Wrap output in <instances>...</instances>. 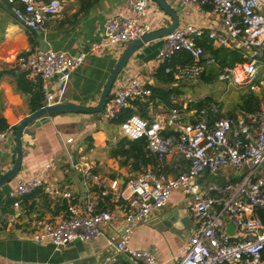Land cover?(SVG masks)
Instances as JSON below:
<instances>
[{
	"label": "built area",
	"instance_id": "1",
	"mask_svg": "<svg viewBox=\"0 0 264 264\" xmlns=\"http://www.w3.org/2000/svg\"><path fill=\"white\" fill-rule=\"evenodd\" d=\"M148 2L126 0L131 14L107 18L103 36L89 50L107 53L152 31L151 23L145 20ZM180 2L211 8L220 18L222 31L204 30L191 23L178 25L163 38L157 53L164 73L176 80L194 82L209 67H218L216 57L199 43L202 38L212 48L238 49L244 52L245 60L230 68H218L216 75L230 86L253 93L258 99L256 109L228 112L211 101L199 108L173 106L166 115L153 119L130 115L117 124L120 136L144 138L145 148L157 164L141 167L123 186L107 173L82 169L87 194L79 202L74 201L67 184H53L39 175L20 181L9 192L14 207L19 206L22 196L38 188L67 202L64 217L33 220L32 239L36 243L49 242L59 249L75 241L88 242L107 224L119 222L121 235L109 241L115 251L103 256L98 264L116 262V254L126 255L132 263L164 264L152 252L129 246L128 241L138 222L164 207L174 190H181L186 197L185 209L198 227L187 238L178 264H261L264 221L257 211L264 210V0ZM7 3L14 19L31 31L43 30L45 23L63 8L61 0ZM177 53H186L190 59L176 63ZM84 56H74L64 49L34 47L19 54L16 63L38 81L45 106L54 103L50 81L55 77L61 83L66 81ZM151 96L152 90L145 82L129 77L110 92L100 114L105 120L115 119L132 102L149 103ZM11 132L9 127H0V141ZM217 176L221 178L213 179ZM92 187L96 188L95 197L90 193ZM98 198H116V207H99ZM16 221L14 213L0 214V226ZM229 223L234 226L231 234L226 231Z\"/></svg>",
	"mask_w": 264,
	"mask_h": 264
},
{
	"label": "crops",
	"instance_id": "2",
	"mask_svg": "<svg viewBox=\"0 0 264 264\" xmlns=\"http://www.w3.org/2000/svg\"><path fill=\"white\" fill-rule=\"evenodd\" d=\"M61 1L62 10L45 23L43 30L38 31L44 32V40L50 46L49 49H64L74 56L79 54L85 56L70 72L66 81L61 83L57 77L50 81L53 102L94 106L99 101L113 66L127 45L103 54L91 52L90 45L98 42L103 36L107 18L119 13H131L126 0H92L89 8L77 15V9L85 3L83 0ZM167 1L178 12L179 25L191 23L204 30L222 31L220 18L211 8L183 5L180 0ZM145 20L151 23L154 30L163 27L164 21H171V18L154 0H149ZM39 40L37 31L26 29L14 19L7 0H0V115L9 128L17 125L25 116L33 112L30 97L37 90L38 81L27 76L26 71L17 65L16 58L34 47H40ZM162 43L163 38L148 42L137 49L111 89V92L114 91L119 83L129 77H139L152 90L150 102L134 101L128 109L132 110L133 114L147 119L166 115L173 106L186 104L188 108H195L190 107L193 102L204 97L212 98L204 94L202 98L192 99L191 91L183 84L188 82L174 78L170 82L161 80L158 73L161 63L157 53ZM180 54L177 53L174 58L176 63L184 62ZM213 67L216 66L209 67L208 72L199 80L209 79ZM22 72H25L24 78L30 85V93L22 92L18 88L12 74ZM155 88L174 89V91L169 99L163 100L157 91H153ZM198 88L199 85L195 86L194 90L197 91ZM171 97H174L175 101ZM101 122L104 123L106 120L99 113L59 112L42 116L27 125L32 133L23 134L21 137L25 151L20 170L11 181L0 188V214L14 213L17 216V221L13 225L4 222L0 226V264H98L103 256L114 253L115 249L109 241L121 235L123 231L121 223L107 224L101 234L91 241H75L57 249L49 242L36 243L32 239L31 223L36 218L52 220L64 217L66 200L54 197L44 192L42 188L22 196L18 207L12 205L13 200L9 197V192L17 183L39 175L53 184H67L72 191L74 201L79 202L87 194L82 183V169L107 173L111 177L118 178L121 186L127 182L131 174L139 173L143 165L134 167L131 161L121 165L123 157L111 155L110 144H115L121 136L116 124L108 122L107 126L102 128ZM14 144L13 131L0 141V175L7 172L13 164ZM26 144L29 145L24 147ZM46 164L50 166L46 168ZM220 178L214 177V179ZM91 190L90 193L95 197L96 188L92 187ZM116 200V198H105V200L98 198L99 207L114 209ZM185 203L184 193L181 190H174L164 207L152 211L145 219L138 222L128 245L152 252L164 264H178L181 250L187 238L198 227V222L187 212L182 217L186 220L184 224H179V227L175 228L164 224L161 215L164 214L163 216L166 217L175 208H185ZM116 258V262L112 264L131 262L124 254H116ZM261 264H264L263 259Z\"/></svg>",
	"mask_w": 264,
	"mask_h": 264
},
{
	"label": "water",
	"instance_id": "3",
	"mask_svg": "<svg viewBox=\"0 0 264 264\" xmlns=\"http://www.w3.org/2000/svg\"><path fill=\"white\" fill-rule=\"evenodd\" d=\"M159 7L171 18V21H164V26L158 29H154L146 34L142 35L140 38H136L130 41L123 52L120 54L119 58L117 59L115 65L113 66L105 84L101 91L99 101L94 106H86L81 104H76L72 102H54L52 104H48L42 106L41 108L33 111L31 114L25 116L18 124L17 128L14 132L15 137V144L12 147V151L15 152V157L13 160V164L11 168L5 172L4 174L0 175V188L6 184L7 182L11 181L19 172L21 167L22 156L24 153V149L22 147L21 137L23 134H31L32 132L27 128V125L34 122L36 119L50 115L53 113L58 112H73V113H87V114H100L103 110L104 104L111 92L112 86L116 79L120 76V72L125 68L128 60L130 59L131 55L139 49L142 45L151 42L153 40L164 38L166 35L171 33L178 25H179V14L173 8L167 0H154ZM37 35L39 36L40 40V47L43 49H49V45L46 44L44 40V32L37 31ZM29 144L24 145V147L28 146ZM187 214V210L185 208H175L173 209L170 214L164 217L162 214L161 219L162 222L167 226H173L175 228L179 227V224H184L186 221L182 217ZM187 217V216H186ZM189 220V218L187 217ZM226 231L228 233H233L234 226L232 223H229ZM63 264V263H60Z\"/></svg>",
	"mask_w": 264,
	"mask_h": 264
},
{
	"label": "trees",
	"instance_id": "4",
	"mask_svg": "<svg viewBox=\"0 0 264 264\" xmlns=\"http://www.w3.org/2000/svg\"><path fill=\"white\" fill-rule=\"evenodd\" d=\"M83 1L85 3L79 6V8L77 9L76 15L80 13L81 11L87 10L89 6L92 4V0H83ZM199 43L202 44L207 50H210L211 54L216 57L219 69L230 68L235 63L243 62L245 60V57L243 56L244 52L238 49H229L226 47H219V48L213 49L209 41L205 38H202L201 40H199ZM179 56L183 57V61H188L190 59L189 55H187L186 53L185 54L181 53ZM158 73H159V76H161L162 81L170 82L173 79V77L170 74L164 73L162 65L158 68ZM12 74L14 75L16 79L18 88L22 92L30 93L31 92L30 85L27 82V80L24 78L25 72H22L20 74H14V73ZM153 91H157L161 99L167 100L169 99L174 89L162 90L160 88H155L153 89ZM42 99H43V94L38 84L37 90L34 93H32L30 97V106L33 111L43 106ZM211 99H212L211 97H204L198 101L193 102L190 105V107L199 108L201 106L207 105L211 102ZM257 105H258L257 97L253 93H246L240 100L238 107L239 109H242V110L253 111L256 109ZM132 114H133L132 110L125 109L118 115L117 118L106 120V122L117 125L120 121L129 117ZM0 127L2 128L9 127L7 122L1 115H0ZM16 128H17V125H13L10 129L13 132H15ZM145 144L146 142L144 138L130 140L128 138L121 137L115 144H110L111 155H113L114 157H123L124 160L121 161V165L127 164L128 161H131L134 167H137L139 165L146 166L147 164L156 165L157 164L156 158L148 154V151L145 148ZM257 214L264 221V210L258 209ZM262 259L264 260V250L262 252ZM124 264H132V263L125 261Z\"/></svg>",
	"mask_w": 264,
	"mask_h": 264
},
{
	"label": "rangeland",
	"instance_id": "5",
	"mask_svg": "<svg viewBox=\"0 0 264 264\" xmlns=\"http://www.w3.org/2000/svg\"><path fill=\"white\" fill-rule=\"evenodd\" d=\"M217 69V67L212 68L210 78L207 80L201 79L193 84H189L190 82L183 83L184 86H186L188 90L191 91L190 98L197 100L196 98H202L205 96L204 94H208L212 96V99L218 104L221 110H226L228 112H235L240 110L238 104L242 97L249 92H243L240 89L235 88L234 86L228 85L225 81H220L216 75ZM197 85H199V88L196 91L194 90V88ZM107 124L108 122H101V127L105 128ZM262 172L264 173V167L262 168Z\"/></svg>",
	"mask_w": 264,
	"mask_h": 264
}]
</instances>
